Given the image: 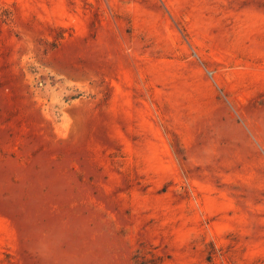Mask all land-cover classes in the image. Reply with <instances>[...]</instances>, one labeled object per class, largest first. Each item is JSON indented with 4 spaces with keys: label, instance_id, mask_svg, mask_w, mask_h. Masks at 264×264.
Wrapping results in <instances>:
<instances>
[{
    "label": "rangeland",
    "instance_id": "1",
    "mask_svg": "<svg viewBox=\"0 0 264 264\" xmlns=\"http://www.w3.org/2000/svg\"><path fill=\"white\" fill-rule=\"evenodd\" d=\"M0 264H264V0H0Z\"/></svg>",
    "mask_w": 264,
    "mask_h": 264
}]
</instances>
